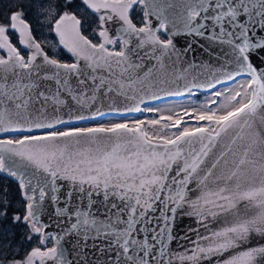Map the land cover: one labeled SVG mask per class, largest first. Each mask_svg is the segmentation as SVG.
I'll return each mask as SVG.
<instances>
[{
    "label": "snow or ice",
    "instance_id": "1",
    "mask_svg": "<svg viewBox=\"0 0 264 264\" xmlns=\"http://www.w3.org/2000/svg\"><path fill=\"white\" fill-rule=\"evenodd\" d=\"M0 176V264H264V0H0Z\"/></svg>",
    "mask_w": 264,
    "mask_h": 264
},
{
    "label": "rangeland",
    "instance_id": "2",
    "mask_svg": "<svg viewBox=\"0 0 264 264\" xmlns=\"http://www.w3.org/2000/svg\"><path fill=\"white\" fill-rule=\"evenodd\" d=\"M4 2L6 3V0H4ZM49 39H54V34L49 36ZM65 58H67V57H65ZM191 99L195 103L198 104V103L202 102L205 99V94H200L198 97H192ZM188 102H189V98L187 96H184V97H172V98H168V99H165V100H162V101L153 102L152 104L153 105L159 104L161 107H165V106H169L172 103L185 104V103H188ZM148 115H151V114H148V113H137V114L117 115V116L110 115V116L103 117V119L104 120L119 119L121 116L132 117V118H143L144 116H148ZM81 125H84V124H78L76 126H81ZM9 180L10 179H7V178H5L3 176H0V186L8 185L7 182H11Z\"/></svg>",
    "mask_w": 264,
    "mask_h": 264
},
{
    "label": "water",
    "instance_id": "3",
    "mask_svg": "<svg viewBox=\"0 0 264 264\" xmlns=\"http://www.w3.org/2000/svg\"><path fill=\"white\" fill-rule=\"evenodd\" d=\"M165 38H166V37H165ZM186 39H193V38H192V37H187V38H186V37H184V36L178 37V38H177L178 46L183 47V46L185 45V41H186ZM193 47H194L195 51H194V53H190V54H189L190 58H191L192 55H196V56H200V55H202L201 50H200L198 47H196V45H194ZM65 51H66V50H65ZM168 98H172V97H168ZM168 98H164L163 100L168 99ZM153 102H157V101H153ZM153 102H151V103H153ZM129 114H137V113H131V112H130V113L116 114V113L105 112L104 117H106V116H110V115L117 116V115H129ZM95 119H96V120H100L101 117H96ZM86 122H88V121H69L70 124H74V125L81 124V123H86ZM188 223H190V221L187 220V219H185V220L183 221V225H184V226H186Z\"/></svg>",
    "mask_w": 264,
    "mask_h": 264
},
{
    "label": "trees",
    "instance_id": "4",
    "mask_svg": "<svg viewBox=\"0 0 264 264\" xmlns=\"http://www.w3.org/2000/svg\"><path fill=\"white\" fill-rule=\"evenodd\" d=\"M9 181H11V180H9ZM8 183V185H12L11 187H12V189H13V191L15 190V184H13L12 182H7Z\"/></svg>",
    "mask_w": 264,
    "mask_h": 264
}]
</instances>
